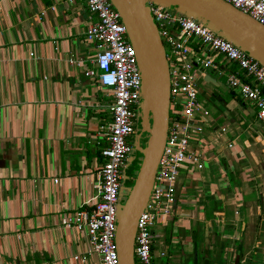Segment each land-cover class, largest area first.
I'll return each mask as SVG.
<instances>
[{"label": "crops", "instance_id": "crops-1", "mask_svg": "<svg viewBox=\"0 0 264 264\" xmlns=\"http://www.w3.org/2000/svg\"><path fill=\"white\" fill-rule=\"evenodd\" d=\"M91 16L82 0H0V264H98L86 233L62 223L93 202L108 145L112 92L84 75ZM209 54L214 68L195 73L203 130L190 143L202 168H181L151 255L264 264V119L227 87L236 64Z\"/></svg>", "mask_w": 264, "mask_h": 264}, {"label": "built area", "instance_id": "built-area-1", "mask_svg": "<svg viewBox=\"0 0 264 264\" xmlns=\"http://www.w3.org/2000/svg\"><path fill=\"white\" fill-rule=\"evenodd\" d=\"M92 21L85 38L93 44L91 67L84 73L113 95L111 122L106 127L108 145L102 149L97 195L62 223L85 232L98 264H119L115 244L118 207L121 202L123 170L132 152L129 139L139 120L137 105L141 76L135 51L126 29L109 0H82ZM166 52L169 70V122L149 199L140 213L134 239L135 264H156L151 255V227L159 217H169L175 203L174 183L181 168L190 163L202 168L191 140L202 132L198 121L205 111L197 98L196 72L214 68L209 53L222 55L235 63L236 71L226 75V85L242 100L257 109L264 119V66L246 52L208 29L199 21L158 0H144ZM264 26V0H223ZM167 52L169 55L167 56ZM220 74H222L220 72ZM163 255V254H161Z\"/></svg>", "mask_w": 264, "mask_h": 264}, {"label": "water", "instance_id": "water-1", "mask_svg": "<svg viewBox=\"0 0 264 264\" xmlns=\"http://www.w3.org/2000/svg\"><path fill=\"white\" fill-rule=\"evenodd\" d=\"M126 29L141 76L139 137L121 188L115 244L119 264H135L134 239L149 199L169 122V70L164 46L144 0H109ZM194 18L264 66V26L223 0H158ZM140 160L135 174L134 165Z\"/></svg>", "mask_w": 264, "mask_h": 264}, {"label": "rangeland", "instance_id": "rangeland-1", "mask_svg": "<svg viewBox=\"0 0 264 264\" xmlns=\"http://www.w3.org/2000/svg\"><path fill=\"white\" fill-rule=\"evenodd\" d=\"M202 24V23H201ZM165 55H166V52H165ZM169 55V53L167 52V56ZM140 100H141V97H139V103H140ZM137 110H139V104L137 105ZM139 160H140V154L139 153H137V161L135 162V165H134V171L132 172L133 173V175L135 174V172H136V170H137V167H138V162H139ZM127 170V169H126ZM123 172H124V174H125V169L123 170ZM123 184H124V181L122 180L121 181V186H123ZM124 195H123V197H125V192L123 193Z\"/></svg>", "mask_w": 264, "mask_h": 264}, {"label": "trees", "instance_id": "trees-1", "mask_svg": "<svg viewBox=\"0 0 264 264\" xmlns=\"http://www.w3.org/2000/svg\"><path fill=\"white\" fill-rule=\"evenodd\" d=\"M124 198V197H123Z\"/></svg>", "mask_w": 264, "mask_h": 264}]
</instances>
